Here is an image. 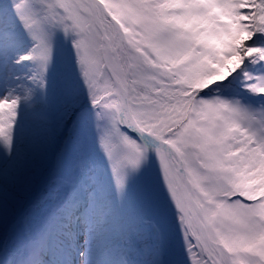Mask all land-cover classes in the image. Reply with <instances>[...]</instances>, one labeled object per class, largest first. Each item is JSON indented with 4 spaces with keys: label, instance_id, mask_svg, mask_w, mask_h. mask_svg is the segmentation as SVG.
<instances>
[{
    "label": "snow or ice",
    "instance_id": "obj_1",
    "mask_svg": "<svg viewBox=\"0 0 264 264\" xmlns=\"http://www.w3.org/2000/svg\"><path fill=\"white\" fill-rule=\"evenodd\" d=\"M13 19L33 41L21 60L36 64L41 85L56 55L52 33L73 37L83 90L108 120L99 142L118 190L153 142L159 221L143 240L149 264H184L185 254L188 264H264V106L201 97L239 75L264 99V0H16ZM10 26L0 18L4 51ZM25 100L0 98V181L18 169ZM73 112L87 122L78 102ZM168 203L180 250L169 244Z\"/></svg>",
    "mask_w": 264,
    "mask_h": 264
},
{
    "label": "rangeland",
    "instance_id": "obj_2",
    "mask_svg": "<svg viewBox=\"0 0 264 264\" xmlns=\"http://www.w3.org/2000/svg\"><path fill=\"white\" fill-rule=\"evenodd\" d=\"M15 2L0 0V18L11 21L12 33L6 51L0 44V98L17 95L26 98L18 119L25 126L19 130L17 123L12 159L18 157L16 153H25L19 149L23 134L32 138L34 144L38 143L39 152L31 158L34 165L30 168L23 166L26 160L18 165V172L23 168L12 186L20 190L29 183L38 190L45 178L44 187L49 188L50 195L41 202L36 200V206L7 232L8 221L25 204L13 196L15 186L8 191L0 189V237L9 240L0 255V264H36L37 261L39 264H149L150 254L145 252L143 240L154 232L159 221L149 198V192L158 185L155 147L148 146V161L139 170H130L123 189L118 190L99 142L109 126L108 120L97 116V109L83 90L74 59L73 37L59 29L52 33L56 55L41 85L36 79L39 75L36 64L21 60L30 54L33 41L13 19ZM9 78L19 84L17 89L14 84L7 86ZM217 90L205 96L201 93V97L264 106V99L245 91L239 75L218 84ZM76 102L78 108L87 111V122H75V112L69 115ZM0 158H7L3 146H0ZM5 183L9 187L11 179ZM167 211L169 244L180 250L184 241L175 233L176 210L168 203ZM80 253H84L83 257ZM182 258L188 264L186 254Z\"/></svg>",
    "mask_w": 264,
    "mask_h": 264
},
{
    "label": "trees",
    "instance_id": "obj_3",
    "mask_svg": "<svg viewBox=\"0 0 264 264\" xmlns=\"http://www.w3.org/2000/svg\"><path fill=\"white\" fill-rule=\"evenodd\" d=\"M15 45V44H14ZM11 79L9 78L8 80H7V86L8 87H12V84H14L15 85V87H16V89L18 88V83L16 82V81H10ZM23 83L26 85V82L25 81H23ZM28 85L29 86H31V82L30 83H28ZM218 89V84L217 85H214L212 88H210V89H208V90H206L204 93H203V96H205V95H208V94H211V93H213V92H216V91H218L217 90ZM39 95V94H38ZM35 97V96H34ZM22 106V105H21ZM20 106V110H21V107ZM79 109V108H78ZM24 121H22V120H20L19 121V123H18V127H19V130L21 129V128H23L25 125H24V123H23ZM21 132V131H20ZM17 134V132L15 133V135ZM20 137H22V139H21V142H22V144L20 145V147H19V149L21 150V151H24L25 153H24V155H22L21 154V152H19V153H16V155L18 154V157H16V158H14V160H18V158L20 157V154H21V156H22V159H20L18 162H19V164H23L24 163V160H26L25 161V163H24V167L26 166V168H30V165H34V161L31 159L34 155H35V153H36V151L37 152H39V149H38V143H36V144H34L33 143V139L32 138H30L29 136H27V135H22V136H20ZM31 159V160H30ZM31 162V163H30ZM23 166L21 167V170H22V168H23ZM21 170H20V172H18L17 170H16V172L14 173V175L11 177V178H9V179H11V184H10V186L8 187L7 185H6V183H5V181H0V189L2 188V189H6V191H8L9 190V188L11 189V187H14L15 185H13L12 186V184H13V182H14V179H15V176L17 175V174H21ZM27 185V186H26ZM24 187H20V188H22V189H20V190H23L22 192H20V190H18L17 188H16V186H15V189H14V192H13V196H17V198H19L22 202H23V204H26L27 203V201L32 197V196H34L36 193H37V189H36V187L35 186H32V187H30L29 186V183H27ZM49 195H50V191H49V188L48 187H46L43 191H42V193H40L39 195H38V197H37V200H39V202H41L40 200H42L45 196L46 197H49ZM0 197L2 198V195L0 194ZM2 204V203H1ZM3 205V204H2ZM34 206H36V204L34 205ZM24 207V206H23ZM53 212H54V209L52 210ZM26 215H27V213L24 215V216H22V219L23 218H25L26 217ZM21 220H19V221H17L16 223H14L11 227H13V226H15L18 222H20ZM56 224V223H55ZM57 225V224H56ZM10 227V228H11ZM47 237H45L44 239H43V241L46 239ZM3 239V240H2ZM2 240V241H1ZM0 255L4 252V250H5V246L9 243V240H7V238L5 237V238H3L2 236L0 237ZM26 253V252H25ZM36 259H38V256L36 255ZM42 257H39V261H42ZM23 261H26V258L23 260ZM36 261V260H35ZM22 264H29L28 262H23ZM36 264H39V262L37 261L36 262Z\"/></svg>",
    "mask_w": 264,
    "mask_h": 264
},
{
    "label": "water",
    "instance_id": "obj_4",
    "mask_svg": "<svg viewBox=\"0 0 264 264\" xmlns=\"http://www.w3.org/2000/svg\"><path fill=\"white\" fill-rule=\"evenodd\" d=\"M148 140V144H150V145H152V146H154V144H153V142L151 141V139L149 138V139H147ZM30 205V203L25 207V209L21 212V213H19L12 221H14L16 218H18L24 211H26L27 210V208H28V206Z\"/></svg>",
    "mask_w": 264,
    "mask_h": 264
},
{
    "label": "bare ground",
    "instance_id": "obj_5",
    "mask_svg": "<svg viewBox=\"0 0 264 264\" xmlns=\"http://www.w3.org/2000/svg\"><path fill=\"white\" fill-rule=\"evenodd\" d=\"M44 181H45V178H44Z\"/></svg>",
    "mask_w": 264,
    "mask_h": 264
}]
</instances>
